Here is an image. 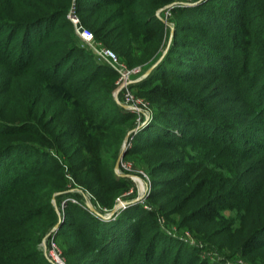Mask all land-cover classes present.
Masks as SVG:
<instances>
[{"label":"trees","instance_id":"16d2710c","mask_svg":"<svg viewBox=\"0 0 264 264\" xmlns=\"http://www.w3.org/2000/svg\"><path fill=\"white\" fill-rule=\"evenodd\" d=\"M73 1L0 0V264H55L40 245L59 223L52 237L67 264H163L179 245L166 239L158 212L181 210L200 195L205 202L187 220L214 223L231 212L214 236H225L247 264H264V0H179L171 10L169 51L132 86L152 106L153 121L125 158L191 147L196 154L145 156L152 176L179 171L183 179L162 181L165 189L152 181L146 203L166 198L161 209L136 203L110 221L66 188L64 167L74 188L90 189L94 205L111 211L128 189L115 167L137 116L115 99L118 73L81 44L68 19ZM176 1L77 3L98 41L143 68L163 56L169 39L157 12ZM188 1L198 4L184 7Z\"/></svg>","mask_w":264,"mask_h":264},{"label":"rangeland","instance_id":"374dc122","mask_svg":"<svg viewBox=\"0 0 264 264\" xmlns=\"http://www.w3.org/2000/svg\"><path fill=\"white\" fill-rule=\"evenodd\" d=\"M178 4H181L179 3V0L173 4L166 5L165 7L161 8L157 12L158 18L162 19L163 24H164V26H162L163 31H164L163 40L167 41V38L169 39L167 43V47L163 51V55H166L167 52L169 51L170 45L175 35V24L173 23V16H172L171 10L175 8ZM182 4H184L183 5L184 7H192V6H189L188 4H197V3L188 1V2H182ZM172 5H174V7H170ZM193 6H196V5H193ZM84 26L92 30L94 33V30L88 24L85 23ZM157 27H160V25ZM95 39H96V36H95ZM80 41H81V44L84 45L85 47L88 46L87 43L81 38H80ZM96 42L99 46L108 47L116 51L115 48L111 47L110 45H104L102 42L98 41L97 39H96ZM116 53L118 52L116 51ZM94 61L103 64L101 59L99 58L97 59L95 56H94ZM158 61L159 59L158 60L156 59L155 61L143 66V68L142 67H136V68H141L143 73H145L153 65H155ZM128 68L130 67L128 66ZM130 69H133V68H130ZM210 76L211 74L206 77H210ZM221 83L222 82H219L218 85ZM213 85H215V87L217 88L219 87L215 83H213ZM136 97L139 99V105L137 106V108H139V111H135V112L131 110L128 111V112L135 113L137 116L136 122L134 123L135 127L130 132L142 131V129H144L146 126H148L153 121V109L150 103L144 97H140L138 95H136ZM227 99H228V96H224L222 100L221 104L223 105L222 107L224 108H228L231 105L228 102H224ZM136 133H134L131 136L128 142V149L133 148L134 135ZM151 140L154 141L153 139ZM125 142H126V138L124 140V144ZM150 149L151 148H149V150ZM180 151L183 152L181 156L178 154ZM50 152L53 153L54 155L56 153V150H50ZM139 154H140L139 156H135L131 160L126 159L124 156L121 162V165H120L119 173L115 171L118 177L125 178L128 181L127 182L128 189L117 199L116 205L121 202L133 201L138 198H141L138 204L143 205L145 210H152V207L155 209L160 208V206L164 203L166 198L161 199V200H151V202L146 203L152 191V181L156 179L157 181H159V184L163 186L165 183H163L162 181H169L168 183H170L171 179L175 178V179H179L180 181L183 179V177L181 176V173L179 171H177L176 173L170 174V173L165 172L164 170H159L156 176H152L151 174L152 167L150 168V166H148V162L145 163L143 158L145 156L147 157L151 156V157H158L160 158V160L169 158L170 161L178 159V157H184L185 159L187 158L190 159V158H194L196 154V150L194 147H191L189 149L181 148L175 151L166 149V150H158L157 152H151V151L145 152V153L141 152ZM257 159L258 158L253 159V162H250V163L256 162ZM60 161L62 162V160ZM48 166L53 167L55 166V164L53 162H50ZM66 168L64 167L67 178L63 181L65 183L66 188L68 189L71 188L70 191L72 192H77L82 195L85 194L84 200H85L86 207H87L88 202H91L94 205L90 189L83 190L80 188H74L73 186H75L76 184L69 172V169L68 168L66 169ZM122 175H125V176H122ZM66 180L69 181L68 184ZM168 185H171V184H168ZM165 187L166 186H163L162 188L165 189ZM204 202H205V197L203 195H200L199 197L195 198V200L189 202V204L185 206L184 208H182L181 210L179 209L167 210L165 207H163L162 209L160 208L161 211L158 212V220H159L158 225L160 226L162 232L167 237L166 239L168 241H172L174 244L179 245V249L177 250L176 248L171 253L169 252V250H167L168 252H166V254L161 258V262L163 264H174L176 259L179 257L181 260V264H194L195 259L198 260V262L200 261V263L206 262L208 264H247L246 260L243 257H241V252H235L236 251L235 249L234 250L227 249V247L224 245L225 243H227L226 241H228L225 236L216 237L213 234L214 231L220 228V225L222 224L223 221L228 223L229 220L234 217L231 212L223 213L222 219L214 223H203L202 224L198 222H190L189 220H187V215H189V213L196 207L201 206ZM53 203L54 205L56 203L55 206L57 208L58 206H57L56 198H54ZM95 207L100 213H104L106 215L110 213V210L108 209L100 208L97 206ZM117 216L118 217L120 216V212L117 213L114 217L107 219V220L109 221L115 220L117 219ZM143 222H146V219H143ZM54 233L55 232H51L48 234L49 237L48 235L45 237L42 244L40 245V249L44 253V255L48 259H50L52 263L60 264V262H62L63 264H67L66 258L64 257L62 250L60 249L59 245L54 241L52 237V234ZM146 237H151V236L147 235ZM261 239H264V235L262 236ZM146 240L147 238H145V241ZM145 243L146 242H143V244L140 245V248L138 250V255L140 253L141 254L145 253L146 251ZM167 255L169 256L166 258Z\"/></svg>","mask_w":264,"mask_h":264},{"label":"built area","instance_id":"2783aa9c","mask_svg":"<svg viewBox=\"0 0 264 264\" xmlns=\"http://www.w3.org/2000/svg\"><path fill=\"white\" fill-rule=\"evenodd\" d=\"M68 18L74 25L79 37L87 43L88 47H90L98 57H100L106 64L118 73L119 78L116 83L114 96L118 97L119 102L117 100L116 101L121 106H127V111H139V108H137L139 105V99L134 94L132 86L133 84L142 81V76L145 74L142 69L128 68V66L120 60L116 51L97 44L93 31L85 27L82 23L79 15L77 0L73 1L68 13ZM60 264L63 263L60 262Z\"/></svg>","mask_w":264,"mask_h":264},{"label":"water","instance_id":"95a60500","mask_svg":"<svg viewBox=\"0 0 264 264\" xmlns=\"http://www.w3.org/2000/svg\"><path fill=\"white\" fill-rule=\"evenodd\" d=\"M197 4H198V3H197ZM197 4H188V5H189V6H193V5H197ZM170 7H174V5H172V6H170ZM81 31H82V30H81ZM164 56H165V55H163L155 65H153L148 71L145 72V74L142 76V80L148 78V77L154 72V70L158 67V65H159V64L161 63V61L164 59ZM115 99L119 102V99H118L117 96H115ZM123 107H124L125 109H128L127 106H124V105H123ZM136 132H137V131H132V132H130V133L128 134V136L126 137V142H125V144H124V146H123V149H122V151H121V154H120V156H119V158H118V161H117V163H116L115 171H116L117 173H119V169H120L121 162H122V160H123V158H124V156H125V154H126V151H127V149H128V142H129L131 136H132L134 133H136ZM122 176H125V175H122ZM57 195H58V194H57ZM57 195H56V196H57ZM140 200H141V198H138V199L133 200V201H125V202H121V203L115 205V207H114V208L110 211V213L107 214V215H106V214H103V213H100V212L96 209V207H95L91 202H88V203H87V207H88V209H89L91 212H93L95 215H97V216H99V217H101V218H103V219H110V218L114 217L117 213H119L122 209H124V208H126V207H128V206H130V205H132V204H136V203H138ZM55 205H56V203H55ZM57 209H58V208H57ZM60 225H61V223H59L58 225H56L55 228L52 230V232H56V231L59 229ZM48 237H49V235H48Z\"/></svg>","mask_w":264,"mask_h":264}]
</instances>
